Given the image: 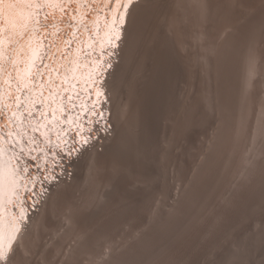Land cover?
Segmentation results:
<instances>
[{"label":"rangeland","instance_id":"1","mask_svg":"<svg viewBox=\"0 0 264 264\" xmlns=\"http://www.w3.org/2000/svg\"><path fill=\"white\" fill-rule=\"evenodd\" d=\"M164 1L166 7L156 12L157 22H160L161 30L172 39L183 63L184 76L178 85L179 103L168 110L163 118L162 129L165 133L162 132L164 136L161 142L163 153L160 166L164 175L160 185L154 189L148 202L138 208L140 210L136 209L126 214L127 216L116 219L103 235L96 234L97 229L106 225L118 208V204L115 207L117 197L105 205L100 194L108 188L107 181L123 172L127 163L106 154L115 141L111 137L100 138L101 131L105 132L107 129L95 108V102L98 101L95 99L89 102V106L94 107H88L90 115L88 111L80 113L83 98L91 99L87 97L85 87H81L74 96L70 95L71 99L66 104L74 121L64 128L73 132L79 145L83 146L85 143V147H91L88 152L91 163L89 165L90 159L87 157L86 169L84 168L87 172L88 161L90 169L82 177L83 183L86 179L87 182L81 184V180L78 183L80 186L76 184L78 187H67V182L60 192L61 195L63 192L64 199L58 206L54 220L50 223L43 222L46 211L37 218L35 224L27 229L25 236L15 246L11 264H108L115 253L127 250L148 234L156 225L161 211L181 216L184 225L177 230V235L175 233L169 239L170 243H165L158 254L153 255L145 264H215L216 253L225 246L237 240L248 229L258 230L264 226V199H261L264 197L259 192L264 186V0ZM103 2L105 0H62L61 6L44 2L37 8L35 26L31 28L34 35L30 40L42 41L44 45L45 58L38 68V85L43 90L49 87L47 90L53 91L50 98H57L60 92L64 80L61 78L59 81L60 76L58 77L61 67H64L62 60L72 53L78 58L91 59L89 61L100 75L99 65L103 64L106 52L110 50L107 45L98 43V46L94 41L98 38L103 23H99V28L95 29L94 24L92 27L91 23L86 24L88 17L81 12L86 9L89 13H101L106 7ZM79 7L85 8L76 17L78 14L75 15V12L79 11ZM100 22L105 24L104 16L100 17ZM92 36L96 39L89 42L88 39ZM12 53L6 54V60L14 56ZM99 56L101 59H98ZM10 59L6 64L8 66L4 67L6 69L2 71L0 68L1 77L10 74L6 81L0 77V87L3 90L5 85L8 89L11 86L17 94L13 96L15 100L11 99V103L7 102L5 105L6 102L0 101V128H5L4 132L9 131L7 123L11 119L7 114L13 105L20 107L24 101L26 106L24 99L30 97L25 89L20 88L17 74L14 73L15 66L23 63L22 58ZM219 60L223 62L220 63ZM227 61L236 66V69L233 68L234 73L224 70L222 64ZM139 69L134 71L135 75L131 73L133 78L129 76L131 79L127 81V89L122 93L123 97L120 95L121 105L117 108L119 116H116L120 119H115L121 122L118 125L119 130L123 126L125 128L126 120L136 112L137 103L133 101L139 77L142 75L139 73L143 71L142 68ZM136 71L140 72L137 74ZM44 76L47 77L45 80ZM105 85L106 88L100 94L108 92V85ZM222 91L226 92H223L225 96ZM67 92L66 88L62 90V98H65ZM23 93L24 99H21ZM31 96L35 98L34 94ZM6 97L9 99L12 95ZM102 99L106 98L102 96ZM225 101L229 104H225ZM24 105L21 110H26ZM28 116L26 117L29 118ZM41 117L39 114L38 120ZM30 118L29 123L35 124L36 120L34 122L32 119L34 117L32 120ZM84 121L89 123L88 133L82 125ZM97 124L99 125L95 129ZM13 125L14 123L11 127ZM29 125L27 128H32ZM112 126L114 125L110 123L107 128L112 129ZM84 132L87 133L85 136ZM52 134L59 137L45 145L42 138L39 140L48 151V158L53 159L56 165L59 161L57 150L62 146L60 135L53 131ZM104 136H107L106 133ZM93 140H97L98 144H93ZM76 152L75 148H70L68 162H72ZM59 166L62 170L64 165L59 163ZM106 166L111 167L107 176L103 177ZM136 172L129 178L126 177V182H133L137 187L145 186V178L139 171ZM60 194L55 195L56 200L57 197L60 198ZM100 203L105 205L103 209L99 207L102 206ZM93 204L98 205L95 206L99 207V213L97 212L95 218L82 220V216L91 211ZM250 204L258 207L251 209ZM253 209L256 210L252 211ZM86 240L90 243L82 249L81 243L83 245Z\"/></svg>","mask_w":264,"mask_h":264},{"label":"bare ground","instance_id":"2","mask_svg":"<svg viewBox=\"0 0 264 264\" xmlns=\"http://www.w3.org/2000/svg\"><path fill=\"white\" fill-rule=\"evenodd\" d=\"M55 1H57V5L61 6L62 0H55ZM36 2H38L39 5H41L42 3H44V0H30V2L28 3H11V2H8V0H5L4 3H0V68L2 69V71L3 69H6L4 67L6 66V64H8V61L10 58L11 59H15L16 57L17 59L22 58L21 61H23V63H21L20 65L17 64L16 66L14 65L16 67L14 68V71L16 70L14 73L17 74L18 82L20 81L19 80L21 78L20 76H22L28 70V66L30 64V61L32 60V56L34 53L33 49L35 47L34 43L36 41L31 42L30 38L32 39V35H34V33H32L33 31H31V28H32L31 26L35 24V18H32V12H33L32 10L34 9L32 5ZM79 4L81 5L80 2ZM103 4H104V7L105 5L106 7L105 8L103 7L104 10L101 11V13L100 12L89 13L87 12L86 9H84L83 12H81V10L85 7L83 8L79 7V11L75 12V15L76 13L78 14L76 15V17L79 16L80 12L81 14L82 13L85 14L88 17L86 24L91 23V27L93 26L94 23L95 24L103 23V25L101 24L98 38L96 39L94 36V39H96L94 40L92 36V37H89L88 39L89 42H91L93 39L96 45L100 41V38H101L100 34L109 29L108 24L110 23V19H112L114 22V29H113L114 33L111 34L112 42L106 46V47H110L111 51L109 50L110 52L109 51L106 52L107 54L104 57L103 64L99 65L100 75L97 74L96 81L94 82L92 89H90V92L93 93V95L91 96V99L86 100L85 98H83V102L86 101L87 107H90L89 106L90 101H93L96 99L98 102H95L96 103L95 108H97L96 110H98L99 113L101 111L103 113H106L107 110L109 111V119L106 122L107 130H105V132L101 131L100 138L101 137L102 138H108V137L114 138L115 144L113 147L109 148V150L107 149L106 154L107 155L111 154V157L114 156V158L118 154L119 159L124 160L127 163V166L125 167L126 169L123 172H120L118 175L111 177L107 181V183H109L108 184L109 186H107L108 188H106V190H103L102 191L103 193L101 192L100 194L102 196L101 197L102 199L101 198L100 199L104 201L105 205H107V203H111L113 199L116 197L117 199L116 200L114 199L117 202L115 204V207L118 204L117 206L118 208L116 209L117 212L112 216L109 222L103 227H100L97 229L96 234H102V235L109 228L112 227L113 222L116 219H119L122 216H127L126 214H129L130 212L138 209L140 206H144L143 204L148 202L154 189L160 185L163 175H164L163 168L160 166L161 156L163 153L161 152L162 150L161 142H163L162 136H164L162 135L163 134L162 132H164V130L162 129L164 128L162 124L163 118L168 110H171L173 109V107H176V105H178L179 103L178 85H179L181 78L184 76V68L182 65L183 63L181 61V58L178 52L176 51V47L174 46L172 39H170V37L166 35L167 33L165 34L164 31L161 30L160 22L159 21L157 22L158 18L156 16V12L164 9L163 7H166V2L164 0H134L133 5L127 4V0H119V3H117V0H105V3L103 2ZM37 11L38 10L36 9V13ZM103 16H104L105 24L104 22H100V17L103 18ZM157 23H159V25ZM93 28L95 27L93 26ZM20 32H22V34H20ZM85 40H86V37H85ZM39 42H42V41H39ZM7 53H12L14 56L6 60ZM76 58H78V56H75L72 53L71 55H69L68 57L62 60V63H64V67L63 68L61 67V70L59 71L60 73V75H58V77L60 76L59 81L61 78L64 79L63 76L65 77L67 76L68 80L71 79V76L69 74L71 72L72 60H75ZM222 58L224 59V57ZM98 59H101V57L99 56ZM46 60H47V56H46ZM89 60L91 59L85 58V62L87 63V66L91 67L93 63L90 62ZM13 61H16V60H13ZM81 62H84V60H81ZM221 62L223 61H220V63ZM229 63L230 62L227 61L226 64H222V65H224L223 67L224 70H227L229 71V73H232L233 68L235 67L236 69V66L232 65V63L231 64ZM56 65L57 64H55V67ZM96 66H98V61H97ZM123 68H126V70H123ZM139 68H142L141 70H143L144 72L141 71L142 73H139L140 71L139 72L136 71V73L138 72L139 75L142 74L139 77L140 81H138L139 84H137V93L135 95V99H134L135 101H133L137 103L136 110H135L136 112L132 111V112H135V114H132L133 116L130 115L131 117L128 116L129 118L128 120H126L127 124L125 128L123 126L122 127L123 130H121L122 128L119 130L120 126L118 125H121L119 124L121 122H117L120 120L115 121V119H120V117L116 118V116H119L117 114L118 109H119L118 106L121 105V102L119 101L122 100L120 99V95L122 96L123 95L122 93H124L125 89H127L126 84H128L129 82L127 83V81L131 79L129 77L131 73L134 74V71ZM1 69H0V77L2 74ZM84 72L86 71L84 70ZM7 75L5 74L3 75L4 77H1V78L2 79L4 78V80L6 81V77H8L9 79L10 74L9 76ZM132 76L133 75H131V77ZM14 77H15L14 79L17 80L16 76ZM45 78L47 77L44 76L43 80H45ZM32 80H35V82L33 84V89H30L28 93L30 97L29 98L26 97L24 99L23 98L24 93H23L21 96V99L23 98L26 103L29 102L30 104L34 105V107H36L38 112L37 113L33 112L31 116H28L30 115V108L29 107L26 108V106L24 105L25 104L24 101L22 102V105L20 107L15 106V104L13 105V107L9 111V114L6 113L7 116L9 115L8 117L11 119L10 120L7 117L10 120V122L7 123L9 125V131L7 129L8 131L7 134L3 132L0 133L1 134L0 135L1 137L0 151H3V149H7V150L14 149L13 147L14 141L17 144L19 143V140L23 144L27 143L26 138H25L26 135L20 132L17 129L15 123L13 122L14 119L10 115L11 112L13 111H17V113H21L23 115V120L27 121V125L30 124L29 123L30 117L37 118V119L32 118L34 122L36 120L35 124H32V122L30 121L31 122L30 125L32 126V128L25 127V129H28L26 134L32 135L34 139H37V137L41 135V132L43 130L49 131V139L51 141L56 140L54 139L55 137L57 138L59 137V136H56L55 134H52V131L55 133V130L52 129L53 121L50 120V118L52 117V111L50 110L48 116L44 118V114H42L41 113L42 111H40L41 105L36 104L39 102L40 98H36V97L33 98V96H31V93H32L31 91L34 89H37L40 86V84L37 85V79L35 78V76L32 78ZM64 83L65 82L63 80L61 83L63 85L60 88L59 94L62 93V90L64 88L68 87V85ZM81 83L82 82H79L77 83V85H81ZM18 84L20 85L21 83L19 82ZM105 84L108 85L107 90L109 93L105 91L104 93L100 94V92H102L106 88L104 87ZM4 87L5 88L3 90L0 87V101L6 102L5 103L6 105L7 102L11 101V99L15 100L13 99V96L16 95L17 93H15L14 88L11 86L9 87V89L8 87L6 88V85ZM80 88L81 86L78 87L77 91H79ZM47 89L44 90V95L48 96V100H49L48 103H50L52 102L50 100V96H51V93H53V91L51 89L50 90H47ZM28 90L25 89V93ZM67 90L68 92L64 95L65 98L67 97V95L70 94L69 89ZM223 90L225 91V89ZM3 91H5V94H8V96L9 94H11L12 98H9V99H7L8 97L3 98L2 97ZM224 91H222V94L226 93ZM75 93H73L72 95L74 96ZM102 96L103 98L105 97L106 99L105 100L102 99ZM223 96H225V94ZM225 98H223V100H225ZM34 99L37 102L34 101ZM228 100L229 99H227V101ZM80 101H81V98H80ZM105 103H108L109 105L107 106V104ZM226 103L229 104L228 102L225 101V104ZM23 105L25 106L26 110L24 109L21 110ZM93 108L94 107H92V109ZM89 111L90 110H88V112ZM70 112L71 110L68 109V113L63 115V117L65 120H68V122H71V121L73 122L74 121V119L72 118L73 115L70 114ZM39 114L42 117L39 118L38 120ZM26 116H28L29 118H27ZM31 118L30 120H32ZM12 122L14 123V125L11 127V125L13 124ZM110 123L114 125L112 126L113 127L112 129L107 128V127H110ZM98 125L99 124L96 125L95 129H97ZM64 126L65 125H63V129H64ZM86 126H87V122L84 121V128ZM89 129L90 128L88 129L85 128L87 133L89 132ZM87 133L84 132V136ZM91 133H95V131H91ZM104 133H106L107 136H104ZM16 137H17V140H16ZM11 138L13 139V142H11ZM96 142L97 140H93V144ZM51 145L53 144L51 143ZM41 147L42 145L40 143V148ZM82 147L83 148H81L80 152H78L76 157L73 158L72 162H69V165L73 166V168H72V175L68 179V181H66L65 178L60 179L56 183L54 188L52 189L47 200L43 204H41L39 208H37L35 211L30 213L28 210L24 208L27 211L26 213L25 210H22V208L20 207L19 210L16 211V214L18 217L17 220L10 218L2 210V203L6 199L9 193V190L13 185V179H12L10 168L8 167L6 163L4 156L0 154V255L5 257V261H0V264H11L12 252L14 251L15 246L18 244L20 240H22L21 238L25 236L24 234H26L25 232L27 231V229L31 228V226L35 224L37 218L41 216V214H44V212L46 211L45 217L43 218V222L50 223L54 220L53 218H54V215L56 216L58 206L61 200L64 199L63 192H62V195L60 194V192L66 187L67 182L69 183L67 187H70L69 185L72 186V185L78 184L82 180V177L84 175L86 176V173L90 169L89 165L91 163V159L88 156V152L91 150V147L89 146L85 147V143H83ZM55 148H57V146ZM49 152L53 153L51 151ZM87 157L90 159V161H89V165L87 161L88 170L87 172H85L86 171L85 161L87 160ZM69 158L70 157L66 158L65 160H62L61 164H63V162H67ZM136 171H139L140 174H142L141 176L145 178V186L143 185L141 187L139 186L137 187L135 184H133V182H130V183L126 182L127 181L126 177L129 178V176L134 174ZM20 172L23 175V171L20 170ZM81 182H80L81 184H84L87 182V179H86V182L83 183V180ZM27 183H28V178L26 179V183H24L23 180L21 181L22 187L16 190L17 195H19V193H22L23 188H26V186L30 187V184L28 183L27 185ZM259 187H260V183H259ZM259 192H261V195L264 197V186L260 188ZM58 193L60 194V198L58 199L57 197V200H56L55 195ZM250 196L252 197V195ZM54 199L56 201H53ZM261 199L263 200L264 198H261ZM246 201L244 202L245 204H246ZM238 204H241V203H238ZM95 205L93 207H96V208L92 207L90 212H86L85 216L84 215L82 216L83 218L82 220L86 221V220L93 218L97 214L98 210H100L99 207H101L102 209H103V206L105 207V205L104 204L102 205L101 203L100 205L102 206L97 207L98 205L97 206ZM256 206L258 207V205ZM256 206L253 204H250L249 208L252 209V208H255ZM261 207L262 206H260V208ZM47 209H50V210L47 212ZM242 209L243 208H241V211ZM255 210L256 209H253L252 211H255ZM237 212H240V211H237ZM244 212L246 211L244 210ZM174 214L175 213L171 214V213L161 211L159 214V217L157 218L156 225L153 226L152 230L148 232V234H146L142 239L138 240L139 242L129 247L127 250L120 252V253H115L111 261L108 264H145L153 255H156V253L158 254L160 248L169 241V239L177 232V230H179V228L182 225H184L183 218L179 215H174ZM243 218H245V216ZM79 223H82V222L79 221ZM43 224H46V223H43ZM94 235L95 234L93 232V236ZM98 236H96L95 238H98ZM84 242L85 243L82 245L83 243L82 242L80 246L82 249H84L85 246L87 247V245H89L88 243H90L87 240ZM2 244H4V247L1 249ZM215 258H216V261H214L215 264H264V226L258 230L248 229L246 232L241 234L237 238V240L232 242L230 245L225 246L220 252L216 253Z\"/></svg>","mask_w":264,"mask_h":264},{"label":"built area","instance_id":"3","mask_svg":"<svg viewBox=\"0 0 264 264\" xmlns=\"http://www.w3.org/2000/svg\"><path fill=\"white\" fill-rule=\"evenodd\" d=\"M12 118L14 119L13 115ZM0 129L2 130L0 133H5L2 128ZM25 138L27 143H24V149L18 150V165L19 167L21 165L20 170L23 171L24 183H26V179L28 178L30 187L26 186V188H23V192L19 193V197L23 198L26 209L31 213L47 200L52 189L60 179H69L71 177L72 168L69 162H66L63 163L64 166L61 170L59 163L55 165L54 160L48 158L49 155L46 157L43 155L40 150V135L35 142H32L29 137ZM11 142H13L12 138ZM13 147L18 149L15 141L13 142Z\"/></svg>","mask_w":264,"mask_h":264},{"label":"snow or ice","instance_id":"4","mask_svg":"<svg viewBox=\"0 0 264 264\" xmlns=\"http://www.w3.org/2000/svg\"><path fill=\"white\" fill-rule=\"evenodd\" d=\"M5 0H0V3H4ZM8 2L11 3H28L30 0H8ZM117 3H119V0H117ZM134 0H127V4L133 5ZM0 261H5V257L0 255Z\"/></svg>","mask_w":264,"mask_h":264},{"label":"water","instance_id":"5","mask_svg":"<svg viewBox=\"0 0 264 264\" xmlns=\"http://www.w3.org/2000/svg\"><path fill=\"white\" fill-rule=\"evenodd\" d=\"M123 70H126V68H123ZM116 157H117V159H119L118 154L116 155ZM112 164H113V163H112ZM108 165H111V163H109ZM110 167H111V166H106V168L103 169V170H104L103 177H106V176H107V172H108V170H109ZM20 261H21V263H22V259H21Z\"/></svg>","mask_w":264,"mask_h":264}]
</instances>
